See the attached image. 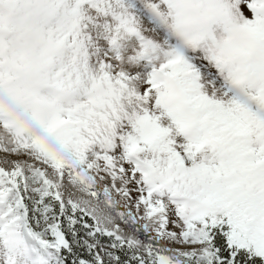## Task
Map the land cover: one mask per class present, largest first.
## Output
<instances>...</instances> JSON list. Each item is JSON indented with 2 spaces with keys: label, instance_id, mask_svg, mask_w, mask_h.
Returning a JSON list of instances; mask_svg holds the SVG:
<instances>
[{
  "label": "snow or ice",
  "instance_id": "1",
  "mask_svg": "<svg viewBox=\"0 0 264 264\" xmlns=\"http://www.w3.org/2000/svg\"><path fill=\"white\" fill-rule=\"evenodd\" d=\"M0 264H264V0H0Z\"/></svg>",
  "mask_w": 264,
  "mask_h": 264
}]
</instances>
